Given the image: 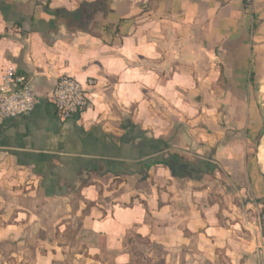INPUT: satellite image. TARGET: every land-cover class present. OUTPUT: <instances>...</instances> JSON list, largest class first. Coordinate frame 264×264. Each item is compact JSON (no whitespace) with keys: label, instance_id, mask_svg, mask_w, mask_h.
Segmentation results:
<instances>
[{"label":"crops","instance_id":"0c3cea01","mask_svg":"<svg viewBox=\"0 0 264 264\" xmlns=\"http://www.w3.org/2000/svg\"><path fill=\"white\" fill-rule=\"evenodd\" d=\"M9 71L38 104L0 123V244L31 264H264V0H0ZM64 75L96 82L67 121L48 103Z\"/></svg>","mask_w":264,"mask_h":264},{"label":"built area","instance_id":"2783aa9c","mask_svg":"<svg viewBox=\"0 0 264 264\" xmlns=\"http://www.w3.org/2000/svg\"><path fill=\"white\" fill-rule=\"evenodd\" d=\"M250 6L253 0H243ZM95 80L80 84L73 77L61 76L48 97L61 121L80 117L92 106ZM38 104L36 93L29 80L16 72H6L0 78V123L14 118L28 117ZM260 227L264 239V211L260 215Z\"/></svg>","mask_w":264,"mask_h":264},{"label":"rangeland","instance_id":"374dc122","mask_svg":"<svg viewBox=\"0 0 264 264\" xmlns=\"http://www.w3.org/2000/svg\"><path fill=\"white\" fill-rule=\"evenodd\" d=\"M15 188H19V187H15ZM2 191H5V189L0 188ZM0 194H4L3 192H0ZM13 207H18V205H25V206H29V208L31 209H39L40 207L45 208L44 204H36V203H31V204H18L17 202H15L13 204ZM54 208L51 207V210H53ZM37 237V236H35ZM71 240H69L70 242ZM34 244V243H33ZM23 254V255H22ZM21 256L23 259H26L28 261L27 264H31L33 262V260L36 257V252L31 250V251H25V252H18L12 248H10V246L8 244H0V263L3 262V264L7 263H11V261L17 260V256Z\"/></svg>","mask_w":264,"mask_h":264},{"label":"trees","instance_id":"16d2710c","mask_svg":"<svg viewBox=\"0 0 264 264\" xmlns=\"http://www.w3.org/2000/svg\"><path fill=\"white\" fill-rule=\"evenodd\" d=\"M54 109V108H53Z\"/></svg>","mask_w":264,"mask_h":264}]
</instances>
